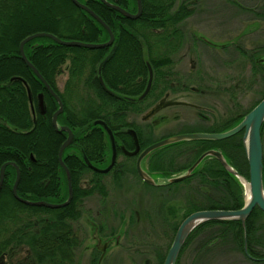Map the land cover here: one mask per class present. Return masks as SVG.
<instances>
[{
  "label": "flooded vegetation",
  "instance_id": "obj_1",
  "mask_svg": "<svg viewBox=\"0 0 264 264\" xmlns=\"http://www.w3.org/2000/svg\"><path fill=\"white\" fill-rule=\"evenodd\" d=\"M248 1L251 2L250 7L243 6L236 0H226L228 6L225 8L234 11V20H237L236 13L240 9L242 13L239 17L247 15L248 20L252 21L251 26L244 28V31L238 34L235 23L234 27L232 26L233 29L231 28L228 33L229 39L216 41L203 32L201 19L205 13L203 11L204 1L177 0L175 3L176 11L184 12V14L190 13V15L183 17L178 22V31L174 32V35L173 32L164 33L170 37L166 41L168 49L162 50L170 58L169 64L154 69L151 63H147L146 76L136 75L134 70H132L131 75L125 76L120 69H117L116 73L107 69L104 79L113 94L105 88L103 89L99 80L100 75L98 77L97 74L98 82L104 92L103 96L106 94L103 98L107 102L117 103L112 106L107 103L106 112L102 114V119L99 118L90 123L81 131L82 133L61 120V116L69 118V113L64 106V112L58 117V125L60 128L69 127L73 133L72 143L62 154V161L70 174L73 198V175L80 188L86 192H91V194L82 197L83 202L79 217L76 218L73 212L69 220L68 240H61V238L57 240L54 246L56 255L52 258L31 256L33 253L31 246L40 243H31L24 239L26 229L32 230L35 234L41 232L44 223L51 222L50 214L46 211L18 210L15 218H11L13 211L0 209V223L6 228L1 234L7 238L0 241L1 248H4V250L0 248V264H44L45 261H51L53 264H119L122 255L127 256L130 264H159L162 256L166 253L163 264L165 263L172 244L166 251L168 244L164 246L160 244L161 241H159V245L156 242H142L139 240L140 236L143 233L148 235L158 232L169 234L174 231L178 232L179 227L186 219L183 215L187 212V201L189 199H203V196L196 195L189 189L188 185L199 182L196 177L189 183L184 181L193 177H188L179 182H172L171 179L187 172L205 153L209 151L221 152L218 147H212L210 143L222 140L182 141L154 150L140 162L146 179L151 180L152 183L145 181L140 175L138 170L139 159L143 152L152 145L176 136L227 132L232 129L231 127L236 120L243 119L247 111L255 108L264 99V32L259 41L251 38L252 35H257L260 32L259 23L264 26V17L261 16L264 13V0ZM182 7L185 10L181 11ZM137 12L138 6L135 12L129 13L137 14ZM139 18L130 20H139ZM192 20L196 21V23H194L195 21L192 23H194L193 26L196 25L197 31L189 30L192 27L190 25ZM110 29L112 30L111 27ZM106 32L108 38L103 43L110 41V35L107 30ZM156 32L161 33L162 31L156 30ZM204 37L210 39L212 43L204 40ZM117 39L114 34L112 45L103 48L106 50V57L117 51ZM205 57L212 63L207 62ZM149 65L153 73L152 83L147 95L141 99L149 87ZM210 67L213 68L210 69ZM63 76L67 78L63 83V88L60 89L58 86L59 78ZM71 78L70 66L67 63L56 77L57 90L63 93ZM17 80L27 86L26 81L22 78H17ZM77 83L78 80L75 78L74 84ZM81 86L89 88L85 82H81ZM46 90L52 98L49 99V104L55 103L57 105L51 119L54 127L53 116L58 111L59 104L51 92L47 88ZM29 91L28 89V94ZM53 91L60 97L58 92L54 89ZM40 94L44 96L45 114H42L38 107ZM40 94L37 101L29 94L34 119H37L39 115L47 118L46 96L44 92ZM247 95L255 96L256 100L251 107L244 108L239 100ZM82 98L88 99L87 96H80V98L72 96L71 100L77 103V100ZM60 99L62 100L61 97ZM62 103L64 105L63 100ZM218 103H222L226 107L224 112L214 115ZM94 127L99 129L94 130ZM174 128L175 130H173ZM54 130L64 136L63 143L57 146L59 139L55 137L52 150L46 144L42 145V159L38 163L37 177L44 194L52 193L51 195H53V197L48 198L44 195L45 197L41 198L40 201L58 204L49 200H53L56 195L55 184L63 176L69 190L68 173L60 160V151L67 141L69 133L57 130L55 127ZM261 137L264 154V124L261 128ZM98 138H100V145ZM209 157L214 158L217 162L214 163V161L212 167L213 175H215L220 169L219 164L222 165V163L213 156H207L197 167V170ZM48 158L49 161H46ZM66 160L74 166L73 171L66 164ZM31 161L36 162L34 156H31ZM7 163H14L15 165L8 166L16 171L15 180L11 187L14 197L13 187L17 179V168L20 172L19 195L21 169L15 162H6L5 164ZM77 163L78 167H76ZM7 168L2 189L7 180ZM32 170L33 168L29 167V171L32 172ZM207 178L214 179V177L211 178L210 174H207ZM173 184H178V186L170 187ZM96 185H100L101 188L95 189L93 192L92 188ZM210 195L215 198L219 194ZM25 197L27 198H22L32 201L29 199L32 197L30 194ZM246 197L245 194V202ZM92 198L99 199V205L95 209H88L89 213L85 215L86 204ZM14 199L18 201L15 197ZM119 199L129 200V204L126 206L127 210H125L126 207H122L117 202ZM164 205L166 206L164 207ZM164 210L165 214L161 213ZM83 218H87L93 224V234L82 227ZM7 236L12 240L8 239ZM88 240H91L89 244ZM99 243L100 246H98ZM199 244L202 243L199 241L189 242L183 251L185 242L176 264H183L182 261L186 254L191 257L190 264H217L221 260L236 264V261L231 262L236 258L241 259L239 264H259V261H264L263 258H255L250 255L247 241H245L244 250L249 261L243 260L236 251L225 254L219 250H216L212 257L200 259L198 258ZM182 252L183 255L180 257ZM85 254L88 257V262ZM84 255L85 261L83 263ZM149 255H152L153 258H148Z\"/></svg>",
  "mask_w": 264,
  "mask_h": 264
},
{
  "label": "trees",
  "instance_id": "obj_2",
  "mask_svg": "<svg viewBox=\"0 0 264 264\" xmlns=\"http://www.w3.org/2000/svg\"><path fill=\"white\" fill-rule=\"evenodd\" d=\"M79 1L86 4L107 23L118 38L117 51L102 67L101 76L103 79L107 69L115 71V73L117 69H120L125 76L131 75L134 70L136 75L146 76L147 63H151L154 69L169 64L170 58L162 50L168 49L166 41L170 37L164 33L173 32L174 35V32L178 31V22L183 17L190 15V13L184 14V12L176 11L177 0H142L143 12L139 20L126 18L108 8L101 0ZM107 1L132 13L138 6L137 0ZM183 10H185L184 7L181 11ZM261 16L264 17V13ZM156 30L162 32L157 33ZM36 33H49L61 39L91 44L103 43L108 35L99 22L78 8L72 0H0V168L6 162H15L21 169L19 195L27 198L25 196L30 194L32 196L29 198L30 200L38 198L35 201H40L45 197L44 195L47 198L53 197L52 193L44 194L37 177L38 163L42 159V145L46 144L52 150L55 137L59 139L57 144L59 146L63 143L64 136L56 133L51 123L57 105L49 104V99H52L50 94L20 55L21 42ZM25 53L44 79L62 98L69 118L61 116V120H64L65 124H69L79 133H82L81 131L96 119H102L107 103L110 106L117 103L107 102L103 98L106 94L103 96L104 92L97 78V74L98 77L100 75L99 67L107 58L105 49L67 47L58 45L49 38H37L26 44ZM67 63H69L72 78L64 92L61 93L57 90L55 81ZM14 78H22L26 81L27 86ZM75 78L78 80L76 85L74 84ZM81 82H85L89 88L82 87ZM104 82L109 89L105 79ZM28 89L35 101H37L38 95L44 92L48 106L47 118L39 115L37 119H34ZM72 96L78 98L87 96L88 99H78L77 103H74L71 100ZM253 108L245 114L247 115ZM245 114L244 116H246ZM241 121L242 119L236 120L231 128L237 126ZM93 129L99 128L94 127ZM243 136L244 132L233 138L219 142L213 141L210 144L212 147H218L223 152L228 164L240 176L249 180V164ZM98 143L101 144L100 138H98ZM31 156L36 159L35 163L31 161ZM208 159L192 173L190 177L193 178L184 181L189 183L196 177L199 182L188 185L189 189L194 194L203 196V199L187 201V212L184 213V218L198 211L240 210L245 206L246 191L241 181L221 164H219V171L213 175L212 167L217 162L212 157ZM46 161H49V158ZM66 164L73 171L74 166L68 160H66ZM76 165L78 167V163ZM29 167L33 168L32 172L29 171ZM197 171L198 174H196ZM207 174H210L214 179H208ZM6 176L5 186L0 193V209L13 211L11 218H15L18 210L46 211L50 214L51 222L44 223L41 232L35 234L32 230L26 229L24 239L31 243H40L31 246L33 252L31 256L54 257L56 255L55 243L59 238L68 240L69 220L73 212L76 218L79 217L82 197L90 195L91 192L82 190L80 185L75 182L73 175L74 198L68 206L58 210L26 206L16 201L12 195L11 187L16 176L15 169L8 167ZM175 186L178 184H173L170 187ZM100 188V185H96L92 191ZM68 191V185L63 176L55 184L56 195L51 202L64 203L69 197ZM214 193L219 195L213 198L210 194ZM161 213L165 214V210ZM5 229L4 225L0 223V241L7 239L1 234ZM163 234L168 235L169 233ZM172 234L166 251L173 243L176 231ZM7 237L12 240L9 236ZM193 241L202 243L198 248V258L200 259L212 257L215 251L219 250L225 254L236 251L243 260L249 261L244 250L245 241L248 243L250 255L264 259V213L258 208L255 209L245 225L241 221L206 222L191 233L183 251L187 244ZM1 249L4 250V248ZM182 255L183 252L180 257ZM165 256L166 253L162 256L159 264H163ZM44 264L53 263L45 261ZM259 264H264V261H259Z\"/></svg>",
  "mask_w": 264,
  "mask_h": 264
},
{
  "label": "water",
  "instance_id": "obj_3",
  "mask_svg": "<svg viewBox=\"0 0 264 264\" xmlns=\"http://www.w3.org/2000/svg\"><path fill=\"white\" fill-rule=\"evenodd\" d=\"M105 5L108 7L112 8L113 10L119 12L123 16L129 18V19H138L142 13V0H137L138 3V12L137 14H131L125 9L119 7L118 5L109 3L107 0H101ZM72 2L80 9L84 10L86 13H88L90 16H92L97 22H99L109 33L110 35V41L107 43L103 44H91V43H84L80 41H70V40H64L61 38H58L57 36L49 33H36L33 34L27 38H25L21 44H20V55L24 63L34 72V74L41 80V82L44 84V86L51 92L53 97L57 100L59 104V109L58 111L54 114L53 116V125L55 129L60 130V131H65L69 133V137L67 141L63 144L61 151H60V160L62 166L66 169L68 173V183H69V198L67 199L66 202L62 204H53V203H48L45 201H38V202H32L23 199L18 195V184L20 181V172L19 169L17 168V179L13 187V194L14 197L22 202L25 205L28 206H35V207H45V208H50V209H60L68 206L72 199H73V190H72V183H71V178L70 174L65 166V164L62 161V154L64 150L72 143L73 139V133L72 130L69 127H59L58 125V117L60 114L64 112V105L62 103V100L60 97L53 91V89L50 87V85L46 82L44 77L40 74V72L36 69V67L31 63V61L28 59L25 53V46L29 42L33 41L34 39L37 38H49L53 40L55 43L58 45L62 46H67V47H81V48H86V49H103L106 47H110L114 41V34L110 27L94 12L92 11L88 6L82 4L78 0H72ZM113 53V52H112ZM112 53L101 63L99 67V73H100V83L105 88L108 92L112 93L106 86L102 76V67L105 65V63L108 61ZM150 68V82H149V87L147 91L144 93V95L141 97L143 99L147 93L150 90L151 83H152V78H153V73ZM30 94V91H29ZM113 94V93H112ZM44 96L43 94L39 95V103L38 107L41 111L42 114H45V107H44ZM98 124H101L102 122H96ZM264 124V99L250 112L248 113L243 120L234 128L231 130H228L227 132L224 133H219V134H185V135H180L176 136L164 141H161L159 143H156L146 149L143 154L141 155L139 159V166L138 170L142 178L149 182L152 183L151 180L146 179V176L144 175L141 167H140V162L142 161L143 158H145L147 155H149L151 152L154 150L161 148L166 145L182 142V141H192V140H224L231 138L240 132L244 131V147L246 150V156L249 164V175L250 178L249 180L245 179L244 177L240 176L226 161L224 155L220 151H209L202 155L199 160L183 175L176 177L174 179H171L172 182H179L183 181L184 179L190 177L194 170L202 163V161L207 157V156H213L216 157L222 165L229 171L231 172L234 176H236L245 186L246 189V194L249 192L250 194V199L247 200L246 198V204L245 206L240 209V210H206V211H199L191 214L188 216L181 226L179 227V230L175 236V239L173 241V244L168 252V255L166 257L165 263L164 264H176L177 259L179 257L180 251L188 239V237L191 235V233L200 225L209 222V221H241L243 225H245L246 219L252 214L254 209L258 207L262 212H264V184H263V170H264V165H263V144H262V137H261V128ZM15 166L14 163H7L5 164L0 171V191L2 189L3 183H4V178H5V171L8 166ZM248 185V188H247Z\"/></svg>",
  "mask_w": 264,
  "mask_h": 264
},
{
  "label": "rangeland",
  "instance_id": "obj_4",
  "mask_svg": "<svg viewBox=\"0 0 264 264\" xmlns=\"http://www.w3.org/2000/svg\"><path fill=\"white\" fill-rule=\"evenodd\" d=\"M204 1V15L202 16L204 18L201 19V22L203 24V32L204 34H207L211 39L216 40V41H225L227 39H229L228 33L230 32V29L234 27V24L236 23L237 26V33L239 34L240 32L244 31V28H249L252 24V21L248 20V16L244 15V17H239L241 16V10H237L238 12L236 13L237 15V20H234V11H231L228 8H225L228 6V4L226 3V0H202ZM229 1V0H227ZM238 2H240L243 6H248L250 7V1L248 0H236ZM201 18V16H200ZM197 20V19H195ZM195 20L190 21V23L194 22ZM196 23V21L194 22ZM190 24L192 27H190V31L191 30H196L197 31V27L196 25L193 26V24ZM261 30L257 35H252L251 38H255L258 41L262 38V33L264 32V26L259 23ZM233 26V27H232ZM189 31V32H190ZM204 40L211 42L210 39H208L207 37H204ZM212 43V42H211ZM206 61L209 63H212L210 61H208L207 57H205ZM213 67H210V69H212ZM66 76L60 77L59 78V88L62 89L63 88V83L66 80ZM256 97L253 95H247L245 97L240 98V102L242 104V106L244 108H249L253 105V103L255 102ZM217 109L214 112V115H217L219 113L224 112L225 110V105H223L222 103H218L217 105ZM186 111V110H184ZM175 130V128L173 129ZM98 198V197H96ZM96 198H92V200L88 201V203L86 204V213L85 215L89 213L90 208L95 209L98 205H99V199ZM38 198H31L32 201L37 200ZM52 200L50 199V202ZM117 202L122 205V207H126L129 204V200L127 201H123L121 199L117 200ZM127 210V207L126 209ZM83 222H82V227L87 230L88 232H92V234L94 233L93 231V224L91 223V221H89L87 218H83ZM173 236V234H168V235H164L161 232H158V234L153 233V234H148L146 235V233H143L142 236H140V239L142 242L143 241H149V242H156L157 245H159V241L160 244H163L164 246L167 244H169V240H171V237ZM148 239V240H147ZM91 240H88V244L90 243ZM168 242V243H167ZM100 246V243L99 245ZM155 247V246H154ZM84 252V251H83ZM89 254V252H88ZM117 254V253H116ZM86 255V254H85ZM85 255H84V260L83 263L85 261ZM150 259L153 258L152 255H149ZM86 260L88 262V257L86 255ZM112 260V258L110 259V261ZM236 264H239V262H241V259L236 258L235 260H231V262H234ZM183 264H190L191 262V257L186 254L183 258ZM119 264H130L129 260L127 259V256L122 255L121 259H120V263ZM217 264H230L228 262H224V260L218 261Z\"/></svg>",
  "mask_w": 264,
  "mask_h": 264
},
{
  "label": "bare ground",
  "instance_id": "obj_5",
  "mask_svg": "<svg viewBox=\"0 0 264 264\" xmlns=\"http://www.w3.org/2000/svg\"><path fill=\"white\" fill-rule=\"evenodd\" d=\"M59 38V37H58ZM70 41H72V40H70ZM247 188H248V185H247ZM250 199V194H249V192L247 193V200H249Z\"/></svg>",
  "mask_w": 264,
  "mask_h": 264
}]
</instances>
